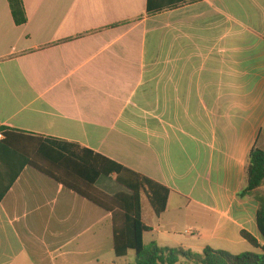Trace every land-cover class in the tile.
Instances as JSON below:
<instances>
[{"label":"crops","instance_id":"crops-1","mask_svg":"<svg viewBox=\"0 0 264 264\" xmlns=\"http://www.w3.org/2000/svg\"><path fill=\"white\" fill-rule=\"evenodd\" d=\"M23 1L17 26L0 0V126L167 187L165 213L148 204L149 216L168 236L187 213L204 241L178 248L244 247L242 231L260 241L259 203L238 195L250 152L264 150V0H186L153 15L147 0ZM102 178L97 189L121 192ZM144 212V243L168 248ZM113 228L112 213L27 165L0 201V264H108Z\"/></svg>","mask_w":264,"mask_h":264},{"label":"trees","instance_id":"trees-1","mask_svg":"<svg viewBox=\"0 0 264 264\" xmlns=\"http://www.w3.org/2000/svg\"><path fill=\"white\" fill-rule=\"evenodd\" d=\"M186 0H147V13L156 14L174 9ZM13 20L17 26L28 22L23 0H8ZM4 139L0 141V201L4 199L23 168L30 165L39 172L75 191L81 197L113 214L114 255L124 258L129 252L136 254L130 264H178L186 259L193 264H264V243L242 231V238L255 251L233 254L210 247L202 254L182 248H161L156 243L146 245L145 233L150 232L143 220V200L146 199L157 217L166 209L170 190L158 182L138 174L90 150L72 145L61 150L54 143L41 139L19 137L0 126ZM30 153L28 157L23 153ZM32 153V154H31ZM124 188L115 195H108L96 188L101 177L112 178ZM264 150L253 148L249 155L247 187L239 198L255 196L259 203L257 225L264 241Z\"/></svg>","mask_w":264,"mask_h":264},{"label":"rangeland","instance_id":"rangeland-1","mask_svg":"<svg viewBox=\"0 0 264 264\" xmlns=\"http://www.w3.org/2000/svg\"><path fill=\"white\" fill-rule=\"evenodd\" d=\"M100 185L101 186H108L110 191H113V192H116L117 190L124 191V188L118 186L115 183V181H112L111 179L106 178V177L102 178ZM263 190H264V188H263ZM147 209H150V208L148 206V203L145 201L143 210L145 211L144 215H145L146 221L152 223L155 227H157L160 230L161 239L163 240L162 241L163 242L162 247L178 248L182 245H187V244H191L192 246L204 244V241L199 240V238H198V233L200 232V230L198 229V227H196L193 224L195 222V220L193 218H191L190 216H188L187 213L185 215H183L181 218H178L176 223L171 224V225H175L174 229L170 226L166 229V230H168L167 231L168 236H166V235L162 234L165 231L159 225L160 218H157L156 216H149V214L147 213ZM170 219L171 218L168 217L167 215L165 217H163L164 221H169ZM209 222H211V221L209 220L208 223ZM163 224L164 223H161V225H163ZM158 226H160V227H158ZM191 226H194L193 227L194 231H192V230L190 231ZM188 232H192V233L189 234ZM260 241H261V243H264L261 236H260ZM147 243H150L148 238H147ZM207 245H208V243H207ZM211 246H214V245H211ZM216 249L218 250L219 248L217 247ZM221 249L227 250V251L234 253V254H241L244 252L254 251V249L249 244H246V246H244V247H238V248H234V249H232V248L231 249L221 248ZM193 251L198 253V254L203 253L202 249L194 248ZM135 261H136V254L133 251L129 252V254L124 258L119 259V258H116L115 256H112L111 259L108 258L106 260V262L108 264H130V263H135ZM178 264H193V263L189 262L186 259H182V260H180V262Z\"/></svg>","mask_w":264,"mask_h":264},{"label":"built area","instance_id":"built-area-1","mask_svg":"<svg viewBox=\"0 0 264 264\" xmlns=\"http://www.w3.org/2000/svg\"><path fill=\"white\" fill-rule=\"evenodd\" d=\"M4 139V136L2 135V133H0V141Z\"/></svg>","mask_w":264,"mask_h":264}]
</instances>
